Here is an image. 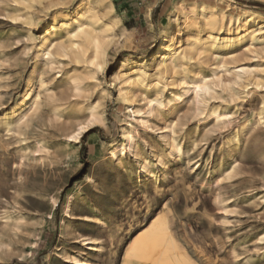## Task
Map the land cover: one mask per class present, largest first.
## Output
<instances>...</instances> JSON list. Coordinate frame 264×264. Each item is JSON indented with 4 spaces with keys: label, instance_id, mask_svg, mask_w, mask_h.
I'll list each match as a JSON object with an SVG mask.
<instances>
[{
    "label": "rangeland",
    "instance_id": "obj_1",
    "mask_svg": "<svg viewBox=\"0 0 264 264\" xmlns=\"http://www.w3.org/2000/svg\"><path fill=\"white\" fill-rule=\"evenodd\" d=\"M109 1L123 26L118 4ZM179 1L184 0H174L169 12ZM204 1L187 3L226 15L252 11L264 16V0ZM76 4L0 0V120L31 107L30 122L20 135L0 130V210L9 216L0 220V264H75L72 253L82 245L76 237L89 235L103 241L94 260L120 264L126 245L137 234L169 216L197 264H264V125L255 123L264 89L236 83L232 70L245 66L264 77V45L251 47L244 40L214 46L183 68L148 79L147 87L130 88L128 105L118 95V72L134 70L129 65L133 61L150 63L149 54L162 44L158 26L169 12L150 25L142 23L137 31L127 30V42L125 36L116 38L102 72L75 63L63 51L61 30H56L58 41L50 56L37 52L52 19L58 22L62 13L71 14ZM174 33L175 45L181 47L195 35L181 27ZM206 33L201 30L200 37ZM92 73L94 79L88 76ZM77 76L82 91L75 94L71 78ZM214 76L221 82L212 84L213 92L204 101L228 114L230 122L224 125L202 120L193 94H183L186 84ZM30 93L39 95L36 104ZM153 98H160L161 105L148 113L147 102ZM86 102L102 103L104 125L85 132L79 143H68L64 129L86 117L80 112ZM137 111L146 124L137 123ZM249 128L254 131L249 133ZM128 131L136 134L132 153L117 161L109 147ZM256 132L260 138L253 136ZM142 164L147 170L139 173ZM72 195V215L65 219ZM51 199L57 201L53 210ZM63 220L67 236L59 242ZM100 222L107 223L108 230L103 231ZM106 231L114 235L111 243Z\"/></svg>",
    "mask_w": 264,
    "mask_h": 264
},
{
    "label": "bare ground",
    "instance_id": "obj_2",
    "mask_svg": "<svg viewBox=\"0 0 264 264\" xmlns=\"http://www.w3.org/2000/svg\"><path fill=\"white\" fill-rule=\"evenodd\" d=\"M230 6L237 7L232 2ZM112 10L113 5L109 0H77L71 14L62 13L58 22L56 19H52L53 24L51 27L39 38L37 52L41 56H50L56 49L55 43L58 41L56 30H61L65 34V48H62L63 51L67 55L71 54L75 63H82L103 72L107 64L109 46L120 36H125L127 42L130 34L120 25L119 16L113 15ZM178 27H181L185 33L194 31L195 35L186 47L175 45L177 40H175L174 30H178ZM119 30L120 35H118ZM201 30H207L206 37H200ZM222 35L224 37L221 38ZM157 36L161 39L162 44L154 54H149V56H153L149 64L133 61L129 65H132L134 70L121 73L123 69H120L118 72V95L128 105H130L132 98L130 88L137 86L143 89L147 87L146 82L148 79L158 78L181 69L185 63L190 62L195 56L199 57L201 54L211 51L214 46H226L244 40H247L251 47L258 42L264 45V16L252 11H243L241 15L237 16L226 15L222 11L205 7L202 4L179 1L168 13L165 20L160 22ZM144 59L145 57H143ZM223 67L226 73L228 68ZM150 69L153 70V74H149ZM232 70L236 83L247 82L255 88L264 89V77L255 76L256 73L253 74L254 70L245 66H234ZM93 74L88 75L89 78L94 79ZM71 81L75 94L80 93L82 91V78L73 77ZM214 82L220 83L221 81L217 76H214L213 80L200 78L192 81L190 84L185 85L186 88H182L183 94L188 92L193 94L196 103V114L203 116L202 120L209 119L217 125H224L230 122L227 118L228 114L217 107L206 105L204 101L205 97L213 92L212 84ZM28 96L32 99V104H36L39 100V95L30 93ZM147 104L148 113H150L156 106L161 105V101L160 98H153L149 99ZM30 108L18 116L4 115L0 120V130L6 132L9 136L20 135L21 129L30 122L27 115ZM102 110L101 102H86L80 110L81 113L87 114L86 117L64 129L66 132L65 141L77 144L85 132L95 126L104 125ZM135 114L139 116V120H136L137 123L141 125L147 123L146 120L141 118L143 114L140 111L135 112ZM255 115L257 117L255 123L258 126L264 125V93L261 97V106L255 111ZM252 130L254 131L253 128H249V133ZM253 136L260 138V133L256 132ZM135 140L136 134L130 131L125 132L122 134L121 142L112 144L109 147V155L120 161L121 156L126 152L132 153ZM140 168L139 173L147 170L145 164H142ZM75 201L76 196H70L63 213L65 219H69L72 215ZM49 204L51 210H53L57 206V201L51 199ZM50 217L51 212L47 214V218ZM6 218L9 219L8 212L5 209L0 210V220ZM167 219L154 220L146 231L137 234L126 245L120 264H197L189 256L184 244L179 239V225H176L170 216ZM88 220L89 224L93 223V219ZM9 225L5 224V226ZM66 228L67 222L63 220L59 225V242H62L67 236ZM100 228L103 231L108 230V224L100 222ZM106 232L107 240L111 243L114 235L110 234V231ZM76 238L75 242L78 244L82 242V245L81 248L72 253V261L75 264H99L98 261L94 260V252L103 243L100 236L89 235ZM102 249L100 247V250Z\"/></svg>",
    "mask_w": 264,
    "mask_h": 264
},
{
    "label": "crops",
    "instance_id": "obj_3",
    "mask_svg": "<svg viewBox=\"0 0 264 264\" xmlns=\"http://www.w3.org/2000/svg\"><path fill=\"white\" fill-rule=\"evenodd\" d=\"M114 2L119 6L120 16L124 20L123 27L126 30L137 31L142 23L146 26L150 25L153 20H157L169 12L174 0H114Z\"/></svg>",
    "mask_w": 264,
    "mask_h": 264
},
{
    "label": "trees",
    "instance_id": "obj_4",
    "mask_svg": "<svg viewBox=\"0 0 264 264\" xmlns=\"http://www.w3.org/2000/svg\"><path fill=\"white\" fill-rule=\"evenodd\" d=\"M58 209L55 210V212L57 211Z\"/></svg>",
    "mask_w": 264,
    "mask_h": 264
}]
</instances>
